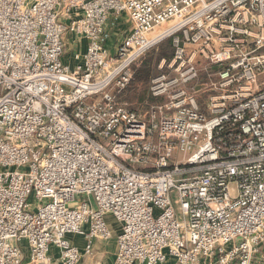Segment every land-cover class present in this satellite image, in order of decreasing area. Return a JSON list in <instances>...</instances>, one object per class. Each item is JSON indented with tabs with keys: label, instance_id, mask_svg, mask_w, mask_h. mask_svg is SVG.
Wrapping results in <instances>:
<instances>
[{
	"label": "built area",
	"instance_id": "2783aa9c",
	"mask_svg": "<svg viewBox=\"0 0 264 264\" xmlns=\"http://www.w3.org/2000/svg\"><path fill=\"white\" fill-rule=\"evenodd\" d=\"M112 15L131 23L113 53ZM167 39L157 102L119 103ZM112 239L116 264L264 262V0H0V264Z\"/></svg>",
	"mask_w": 264,
	"mask_h": 264
},
{
	"label": "crops",
	"instance_id": "0c3cea01",
	"mask_svg": "<svg viewBox=\"0 0 264 264\" xmlns=\"http://www.w3.org/2000/svg\"><path fill=\"white\" fill-rule=\"evenodd\" d=\"M131 29V23L126 16L112 15L106 27V33L103 39L105 46L113 53L116 50L117 44L123 39V37ZM83 43V45H82ZM80 43L76 37L68 35L66 37V51L64 61L70 67H74L78 61L75 60L74 55L76 52H83L85 50V42ZM133 105L143 106V103L138 99L132 101ZM140 108V107H138ZM138 111L141 109H137ZM108 221L114 226L115 233L118 231V225L111 215L107 216ZM71 242L83 247L85 240L83 237L70 234L68 235ZM25 245V244H24ZM26 257L28 254V248L25 246ZM116 241L112 239L109 242L96 241L94 246V252L91 256H85L79 264H116ZM52 254L54 256L53 264H65L60 259V252L58 249L53 248ZM27 261V259H25ZM166 264H175L172 260H169Z\"/></svg>",
	"mask_w": 264,
	"mask_h": 264
},
{
	"label": "trees",
	"instance_id": "16d2710c",
	"mask_svg": "<svg viewBox=\"0 0 264 264\" xmlns=\"http://www.w3.org/2000/svg\"><path fill=\"white\" fill-rule=\"evenodd\" d=\"M173 53L172 39L163 41L158 47L149 51L141 62L134 67L133 78L128 86L118 94L117 101L130 106L134 110L141 109L142 111L157 102V99L149 94L151 80L160 73L159 65L161 61L163 59L170 60ZM135 99L142 102L143 106L131 104Z\"/></svg>",
	"mask_w": 264,
	"mask_h": 264
},
{
	"label": "rangeland",
	"instance_id": "374dc122",
	"mask_svg": "<svg viewBox=\"0 0 264 264\" xmlns=\"http://www.w3.org/2000/svg\"><path fill=\"white\" fill-rule=\"evenodd\" d=\"M156 48V47H155ZM153 50V49H152ZM150 54V53H149ZM146 56V55H145ZM149 94H150V92H149ZM138 112H143L142 110H139ZM171 195H172V200H173V205H174V207H175V210H176V213H177V216H178V218L180 219V220H183L184 218H183V214H182V210H181V204H180V201H179V199H178V197H177V193L175 192V191H173L172 193H171ZM84 199V197H79V201H81V200H83ZM114 234H117V232L115 233L114 232ZM27 261H25V263H26ZM262 264H264V262L262 263Z\"/></svg>",
	"mask_w": 264,
	"mask_h": 264
}]
</instances>
